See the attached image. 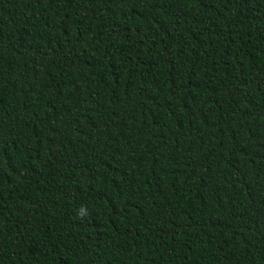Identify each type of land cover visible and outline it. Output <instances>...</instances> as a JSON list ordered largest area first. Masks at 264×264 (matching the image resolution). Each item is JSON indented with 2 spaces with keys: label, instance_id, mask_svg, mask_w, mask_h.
Listing matches in <instances>:
<instances>
[{
  "label": "trees",
  "instance_id": "obj_1",
  "mask_svg": "<svg viewBox=\"0 0 264 264\" xmlns=\"http://www.w3.org/2000/svg\"><path fill=\"white\" fill-rule=\"evenodd\" d=\"M0 264H264V0H0Z\"/></svg>",
  "mask_w": 264,
  "mask_h": 264
}]
</instances>
